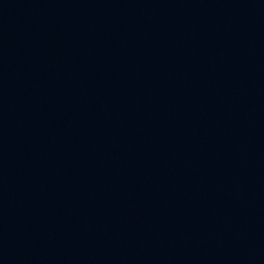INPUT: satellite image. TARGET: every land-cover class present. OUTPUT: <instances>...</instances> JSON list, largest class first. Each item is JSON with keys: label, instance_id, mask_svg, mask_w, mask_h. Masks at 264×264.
<instances>
[{"label": "water", "instance_id": "1", "mask_svg": "<svg viewBox=\"0 0 264 264\" xmlns=\"http://www.w3.org/2000/svg\"><path fill=\"white\" fill-rule=\"evenodd\" d=\"M0 264H264V0H0Z\"/></svg>", "mask_w": 264, "mask_h": 264}]
</instances>
